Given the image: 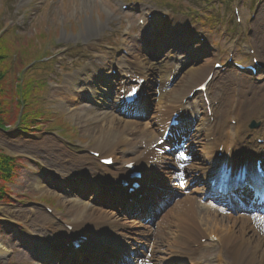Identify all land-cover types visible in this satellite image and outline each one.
Segmentation results:
<instances>
[{
    "label": "rangeland",
    "instance_id": "rangeland-1",
    "mask_svg": "<svg viewBox=\"0 0 264 264\" xmlns=\"http://www.w3.org/2000/svg\"><path fill=\"white\" fill-rule=\"evenodd\" d=\"M20 0H0V8H5V18L11 21H15L16 24H20L22 29L20 32L23 35L22 38L26 37L25 41L28 43L29 39L38 38L39 42L34 44L39 50L38 55L42 57L44 51L52 53L51 58H47L46 68L44 67L41 76L47 78V88L42 95L39 94V98L45 108H49L53 113H57L58 116L62 115L65 121L69 122L72 126L76 127L77 139L69 145L70 151L74 156L78 158L82 155L80 152H84L87 146L95 147L92 139L94 134L99 127L102 126L104 119L101 118L103 106L100 103L92 102V100H85L79 97L76 102L73 100V94L70 89L66 88L67 93L62 95L57 94L54 89L57 84L62 83V78H67L65 75L73 74L72 69L79 67L78 70L83 66L81 56L90 51L91 45L94 43L93 38L96 34L99 36L103 35L101 45H113L115 50L119 48L116 46H125L131 49V51L139 50L144 46L141 42L137 44V40H140L145 33H149L144 29L138 28L136 21L139 14L135 15L136 4H133V10L131 12L122 13L115 7L117 0H32L26 2V4H20ZM169 3L175 2L177 8H173L177 14L175 18L181 22L180 26L183 30L188 31L190 28L195 31H200L202 37L205 38L208 44L216 46V51H219L223 58L226 57V48L235 36H227L225 33L226 20L224 18L227 11L230 10L231 4L229 2H222L224 0H167ZM239 1V8L242 17L243 24L241 26L240 37L243 41H253L254 37H257V44L259 51L264 53V0H257L255 16L250 19L251 10L253 7L254 0H243L245 5L243 6L242 0ZM143 4H148L154 8L153 0H142ZM157 2V1H156ZM13 3L14 14L12 13L11 4ZM228 5V6H227ZM161 7L159 10L171 8L168 5L158 6ZM165 7V8H163ZM159 11V12H160ZM15 12L19 14L28 13L25 20L18 19ZM106 13V14H103ZM180 13H192L189 20L180 19ZM209 15H211L209 17ZM198 24H197V22ZM213 21L211 22L210 21ZM223 20V22H221ZM203 23L200 24V22ZM217 23L222 25L221 28H216ZM229 23L233 24V19L229 20ZM15 26V24H13ZM132 25V30L128 29V26ZM176 25V28H178ZM16 27V26H15ZM110 27V29H108ZM17 28V27H16ZM125 30H128V34L125 35ZM182 31V32H183ZM187 37L182 39L181 44L177 47L173 46L169 41V44L164 40H159L154 35H149L147 40L154 41L158 39L160 44H168L179 53V61L186 63L183 60L185 57L189 59L188 65L197 63L208 64L211 66L213 57L212 52L208 51V47L199 46L198 43L192 42V39L188 37L190 33H183ZM42 35H46L43 37ZM195 40L199 39V34H193ZM98 36V37H99ZM201 36V35H200ZM170 41L174 42L177 40L170 37ZM188 38V39H186ZM50 39V42H44ZM186 39V40H185ZM185 40V41H184ZM184 41V42H183ZM191 44L189 45V43ZM148 54L156 61L153 62L151 71L149 72L154 80L151 79L153 86L158 87V75L161 73L159 66L162 63H167L170 53L168 47L157 46L154 44ZM21 46H23L21 48ZM17 49L24 51L25 44L21 45ZM188 48V50H186ZM163 49H166L163 54ZM96 51V50H94ZM98 52L102 53L101 50ZM185 52V53H184ZM184 53V54H183ZM209 53V54H208ZM174 55V54H172ZM173 60V59H172ZM87 61V60H86ZM191 63V64H190ZM174 64L172 61L169 63ZM5 64L0 63V71L4 73V79L1 83L0 93V161L5 158H18L22 159L27 157L33 162H36L43 166V174H38L37 165L30 164L29 162L22 160L21 168L19 170V177L14 175L11 178V183L0 182L1 188H5L4 194L0 195V208L4 209L5 220L0 219V243L5 248L6 253L0 256V264H39V260L42 257V248L39 245V239L52 238L55 234L54 227H45L47 221H44L43 215H45L40 204H36L34 200H38L41 197H55L57 199V207L61 206L62 210L59 211L62 214L64 220H68L70 213L74 208L80 205L73 202L71 195L77 196L75 189L72 188L67 194L60 193V187L58 176L61 177L62 182L66 181V178L70 175L84 174L80 171H68L65 167L69 164L64 163L66 151H64L65 145L54 141L47 131L52 130L48 126H45L44 130L29 134H24L18 128L25 127L28 125L25 122L24 110L31 112V101L28 98L21 100L20 97L15 94V76L5 73ZM108 66V67H106ZM111 63H105V69L109 70ZM181 66H184L181 64ZM189 67V66H187ZM186 67V68H187ZM181 69V72H183ZM37 70V71H35ZM36 72H41L40 67L35 68ZM106 73H108L106 71ZM40 74V73H39ZM230 74V73H229ZM229 74L219 76V79L215 80L216 87L228 83L231 85V80H228ZM234 76V75H233ZM233 76L231 78H233ZM160 78V77H159ZM264 75L260 76L262 80ZM149 79V80H150ZM160 79H163L161 77ZM157 80V82H156ZM64 83V82H63ZM155 83V84H154ZM255 86H263L264 82L254 83ZM151 85V84H150ZM61 88V86H59ZM19 91V90H18ZM153 92V90H152ZM100 101L103 103L107 101L112 102L116 96V92L112 91L111 96L104 99L100 94ZM105 96V95H104ZM106 97V96H105ZM40 101V100H39ZM91 102V103H90ZM97 103V106L95 104ZM34 105V104H33ZM35 106V105H34ZM95 108H93V107ZM90 108L94 113L88 112ZM109 112V111H108ZM110 112H114L112 109ZM115 113V112H114ZM152 114H148L147 121L151 120ZM60 133L64 131L61 127ZM80 139H85L83 145L78 148V142ZM203 140V139H202ZM62 144V145H61ZM68 147V146H67ZM70 149H68L69 151ZM194 157L198 155L195 151H190ZM114 156L119 159L121 163L126 156V148L121 146L117 148ZM187 157H189L187 155ZM178 163H181L178 161ZM169 166L178 168L177 163H169ZM55 166V167H54ZM54 168V170H52ZM176 173H179L175 171ZM182 172V170H181ZM188 180V178H187ZM41 182L42 190L38 189L36 184ZM183 184H186L183 183ZM10 194V195H9ZM11 198V201L9 200ZM5 203H9L10 206H5ZM41 203V202H39ZM57 211V208H53ZM62 212V213H61ZM12 222V223H11ZM46 229H50L48 232ZM31 234L36 236V239H32ZM51 235V236H50ZM49 236V237H48ZM47 240V239H46ZM48 241V240H47ZM53 246H57V243ZM54 248V247H53ZM52 249V248H51ZM61 250V249H60ZM50 251V250H49ZM54 252H60L54 250ZM207 254L212 255V251H208ZM57 260H62V264L67 262L63 260L61 255L52 254ZM211 257V256H210ZM213 258V256H212ZM69 262V261H68Z\"/></svg>",
    "mask_w": 264,
    "mask_h": 264
},
{
    "label": "bare ground",
    "instance_id": "bare-ground-1",
    "mask_svg": "<svg viewBox=\"0 0 264 264\" xmlns=\"http://www.w3.org/2000/svg\"><path fill=\"white\" fill-rule=\"evenodd\" d=\"M251 42L255 48L259 49L257 37H254ZM162 45L168 47L167 44ZM257 55L261 61H264L263 53L257 50ZM176 57H178V54ZM134 60L142 65L144 71L150 72L148 69H150L152 65H147V62L142 59L139 53H135ZM183 60H186V63L181 62V60L179 63L183 65L189 64V59L187 57ZM159 70L161 73H159L158 76L160 78L163 77V79L158 77L159 82L157 89H155L152 94L150 93L149 101L147 103H145V101L142 104L143 109H140L143 111L144 109H149L151 106V120L147 121L145 116V120L141 122L129 121L122 119L117 113L103 111L101 116V118L104 119L102 126L92 134L95 150L101 152L104 156L113 155L117 148L124 146L126 148V157L123 158L125 161L122 163L131 161L133 158L136 159L139 168H143L147 180H151L154 173L153 171H160L165 174H171L173 172V170L161 166V164L163 165V161L168 160L167 155L172 153L171 150L169 148H155L154 144L158 139V134L163 130L170 112L177 104H179L180 107L182 106L181 102H183L191 90L211 72L212 68L208 64L201 63L189 65V67L185 68L184 72L178 73L173 83L169 82L170 69L167 67V63H162V65L159 66ZM93 71H98L95 65H92L89 70L91 74H93ZM85 76H88V73H86ZM79 83L80 80L77 77H72L68 79L66 84L70 85L71 90H75L81 86ZM85 87V91L90 92L94 99L98 97L97 93L100 91L97 87H92L91 85H86ZM244 87L245 86H240V90H237V95L235 97H230L228 95L229 91H224L216 95L217 98L214 100L220 101V109L218 110L217 108V110L222 114V120H220L219 124L214 123L213 128L219 132L224 131L221 129L224 125V117H230L232 120L237 121V123L234 127H229L226 133H230L233 140L236 141L244 139L245 134L248 132L247 125L251 120L261 122L262 124L259 129L254 131L255 133L260 134L264 130V86L251 89L250 93L243 92ZM79 90H82V88L80 87ZM62 92L61 90L60 95H62ZM231 93L235 94V89ZM73 98L76 101L78 96L75 95ZM114 102L113 104L119 108V98L118 103L116 101ZM214 110L215 109H213V111ZM218 111L214 112L213 117L215 120L217 119L216 112ZM88 112L94 113L92 111ZM196 127L198 130L190 133L187 138H189L188 141L191 144L196 143V147L199 146L197 148L199 151V158L192 163L186 164V169L193 171V178L199 180L202 187H204L206 181L216 177V161H213V158L215 157L217 146L211 140L208 141L210 126L206 124L205 119L202 122H198ZM200 138H204L205 140L202 141ZM141 146L144 147L142 151H140ZM235 149L236 148H230L226 151L224 150L223 153L231 154ZM229 150L232 152H229ZM239 154L240 152L236 155L232 153L231 159L233 163H242L240 159H238ZM65 158L70 160L69 165L65 167L66 170L85 172L86 180L92 177L97 179L99 177H109L108 175L110 174H116L112 169L107 170L110 173H108V175H105L104 172H98L105 170V168L100 167L94 159L86 154L79 158L71 155H67ZM115 161L118 162L117 159H115ZM210 162L212 163L211 167H209ZM167 182L170 184V178L167 179ZM38 189L42 190L40 184L38 185ZM97 194V192H93L92 196H97ZM73 213H75L74 216H80L81 220L79 221H81L83 225L92 224L95 220L108 225L111 219V215H109L107 211L102 209V207H94L91 201L87 203L84 202L83 206L76 208V210L74 208ZM43 216L44 221H47L44 226L47 228L54 227L55 235L52 238L53 241L63 238L64 236L60 233L61 229L59 225L52 219H49V216ZM0 219L5 220L4 209L2 208H0ZM113 220L114 221L110 224H113L114 228L122 227L130 229L128 226L122 225L116 218ZM170 224L174 225V229L171 228ZM92 226H94V228L97 227L93 224ZM202 227L206 228V231L210 228L215 232L210 233L218 240L217 244H214L212 248L213 251L217 253V264H221V262H223V264H264V215L254 220L243 215L224 217L219 215L217 210L213 207L201 205L199 197L192 198L191 195L184 196L172 213L168 212L165 215H161L159 229L165 242L164 246L157 247L154 251H150L151 257L157 255V264H165L168 258L167 256L172 255L178 258H173L171 256V260L176 264H182L183 259L189 258L190 254L193 253V244H198L199 236L203 235ZM94 228L88 227L92 237L98 240L101 238V235L98 230ZM53 241L50 239L46 244L42 240L39 242V245L43 246V248L50 249ZM91 241L96 242L95 240ZM100 242L113 243L114 241L104 239ZM141 243L143 246L151 245V243H148L147 236L142 238ZM138 249L139 248L136 247V250ZM202 249H204V247L199 245L198 250L201 251ZM124 252L126 253L125 250ZM5 253L6 250L0 243V256ZM221 256H223L225 260H222L220 258ZM49 259L50 253L47 252L44 254V261L47 263ZM205 262L206 264H212V261Z\"/></svg>",
    "mask_w": 264,
    "mask_h": 264
},
{
    "label": "trees",
    "instance_id": "trees-1",
    "mask_svg": "<svg viewBox=\"0 0 264 264\" xmlns=\"http://www.w3.org/2000/svg\"><path fill=\"white\" fill-rule=\"evenodd\" d=\"M42 36H44V35H42ZM39 37H41V36H39ZM39 37L28 40L29 45L26 46L24 51H20L22 53V55H26L29 53L30 45H32L33 42L37 41ZM26 44H27V42H26ZM9 47H11V46L8 43L0 42V63L1 62L3 63L4 57L7 56V54H10V48ZM5 71H6V69H5ZM4 77H5L4 73L0 71V86H1V83H2V80L4 79ZM41 84L43 85L42 82H41ZM18 89H20V88H18ZM1 91H2V89L0 87V93H1ZM26 96H28L27 91H26ZM40 116H42V113L38 112L36 114V117H40ZM31 122H33V121H31ZM31 124H33V123H31ZM31 124L25 126V129L27 131L31 130ZM17 162H18L17 159H14V158H10V159L5 158L4 160L0 161V182L4 181V182L11 183V178L14 175V170L18 166ZM4 193H6L5 188H1V186H0V195L4 194ZM49 201L52 203L54 202L53 199H50Z\"/></svg>",
    "mask_w": 264,
    "mask_h": 264
},
{
    "label": "snow or ice",
    "instance_id": "snow-or-ice-1",
    "mask_svg": "<svg viewBox=\"0 0 264 264\" xmlns=\"http://www.w3.org/2000/svg\"><path fill=\"white\" fill-rule=\"evenodd\" d=\"M135 91H136V89L133 88L132 91H130L129 93H127V95H128L129 97L134 96V95H135ZM260 176H261L262 180H264V171H261ZM232 179H233V178H232V176L230 175L229 170L225 169V170L223 171V175H222V181H223V183H224L225 185H227L230 181H232ZM235 179H236L237 181H240V180H243V179H245V178L241 175V176H237ZM256 194H257L258 197H264V189L257 190V191H256Z\"/></svg>",
    "mask_w": 264,
    "mask_h": 264
}]
</instances>
